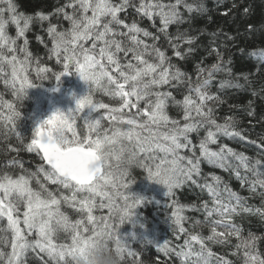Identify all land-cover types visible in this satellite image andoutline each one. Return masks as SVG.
<instances>
[{"label":"snow or ice","instance_id":"6c2138e0","mask_svg":"<svg viewBox=\"0 0 264 264\" xmlns=\"http://www.w3.org/2000/svg\"><path fill=\"white\" fill-rule=\"evenodd\" d=\"M129 7L142 18H159V32L167 39L173 56L184 60L194 51L191 48L194 37L179 28L171 36L168 29L186 22L181 7L191 14L203 11L202 3L139 0L137 5L133 0H66L54 13L32 16L19 13L14 0H0V79L11 88L15 98L9 101L0 95V122L5 126L11 124L14 130L15 120L21 116L15 101H21L25 93L42 85L43 81L54 78L59 84L63 77L75 74L88 85L85 95L73 97L74 109L54 111L37 124L30 143L24 144L27 152H35L42 161L36 171L25 168L17 159L9 160L6 168L19 167L18 174L0 171V220L7 221L6 226L0 228V243L9 244L7 234L11 233V251L0 250L3 264H23L22 258L30 249L46 254L52 264H71L73 254L82 253L100 237H107V246L109 241H114L121 260L125 252L136 256L137 253L128 247L129 243L118 234V220L122 222L142 204L141 198H130L128 191L119 190L130 187L127 170L121 168L125 160L139 159V166L147 173L146 178L163 185L167 189L166 196H172L174 189L184 183H197L194 177L201 173L202 159L217 162L216 166L227 170L232 168L228 159L232 157L239 162L237 168L232 169L237 179L247 184L250 192L258 189L264 192V159H252L226 145H221L218 151L209 147V144H217L221 135L246 139L236 129L234 117H225L223 122H218L214 109L208 104L220 100L210 88L216 73L231 75V69L227 67L231 61L226 62L218 50L212 49L217 61L208 67L198 64L193 82L191 76L174 64L158 45L159 36L141 27L138 20L129 23L122 17ZM52 15L62 16L68 26L52 23ZM45 22H48L45 30L51 41L48 58H55L56 64L61 66L60 71L43 66L28 49L29 40L25 36L30 26L33 23L43 26ZM9 23L16 27L15 37L8 34ZM21 39L23 43L18 44ZM182 44L189 47L181 51ZM250 55L264 66V49ZM30 69L35 73V81L30 76ZM244 79L247 81L248 77ZM166 86L178 91L185 88L187 92L180 100L171 90H165ZM231 86L234 85L230 81L220 83L221 89ZM97 92L118 103L97 100ZM169 107L176 108L181 113L180 118L171 117ZM253 114V111L248 112L250 116ZM78 121H82V130ZM201 130L206 134L199 140L197 155L190 134H198ZM15 134L23 143L21 134L18 131ZM248 142L257 145L264 155V144H258L256 140ZM182 150H188L191 155H182ZM12 151L19 150L13 148ZM240 168L251 174L250 177L241 176ZM213 180L216 186L204 185L213 206L209 208L205 203L202 207L206 212L205 223L213 215L219 219L211 220L207 237L188 234L175 254L182 264H189V261L191 264H211L215 253L205 241L223 244L228 238L235 237L237 252H243V264H264V253L257 246L261 237L251 232L244 236L242 228L232 219L240 211H255L264 217V209L253 210L245 198L227 185L223 188L227 193L225 199L219 187L220 177H213ZM33 181L37 185L35 188ZM49 185L56 187L52 189ZM118 201H123V207ZM62 204L79 213V218L73 220L62 210ZM98 209H107L108 214L97 216ZM183 210L184 206H179L172 213V223L178 233L187 232L184 226L187 217L182 215ZM59 233L66 234L67 240L60 241ZM33 234L35 239L30 240ZM194 244L200 246L198 251ZM157 248L165 254L174 251L167 241ZM215 258L217 264H231L224 257Z\"/></svg>","mask_w":264,"mask_h":264},{"label":"trees","instance_id":"16d2710c","mask_svg":"<svg viewBox=\"0 0 264 264\" xmlns=\"http://www.w3.org/2000/svg\"><path fill=\"white\" fill-rule=\"evenodd\" d=\"M133 2L138 5L139 0H133ZM166 2H174V0H166ZM188 2L202 3L204 10L189 14L181 7L180 10L186 22L180 25H171L168 29L171 36H174L179 28L181 32L195 38V42L191 45L194 51L188 54L184 60L172 55V49L168 46L167 39L159 32L161 24L158 17L153 20L146 17L142 18L132 7H129L126 13L121 15L126 17L129 23L133 19L138 20L141 27H145L153 35L159 36L158 45L172 58L174 64L191 76L193 82L196 80V66L198 64L202 67H208L217 61L216 53L212 49L218 50L226 62L231 61L230 64H227V67L231 69V75L224 72L216 73L210 88V92L218 95L220 100L218 102L209 101L208 104L214 109L218 122H223L225 117H234L236 129L241 131L246 139L240 140L238 137L228 138L221 135L218 136L217 144H209V147L218 151L221 145H226L236 152H243L252 159H264V155H261L262 150L257 145L248 142L249 140H256L258 144H264V139H261L264 137V66L259 65L257 58L250 55L258 49H264V0H188ZM14 3L19 13L35 16L37 13H54L56 8L66 3V0H14ZM51 22L62 23L64 27L68 26L67 21H64L62 16L52 15ZM47 26L48 22H45L43 26L40 23H33L30 26V30L25 36L29 40L28 49L34 57L40 59L43 66L50 67L53 71H60L61 66L56 64L55 58H48L51 41L45 30ZM7 31L9 35L16 36L15 25L9 23ZM148 42L151 43L152 41L149 40ZM22 43L23 39L18 41V44ZM188 47V45L182 44L181 51H185ZM258 68L260 70H257ZM30 76L34 81L36 80L35 73L31 69ZM49 76H51L50 73ZM245 76L248 77L247 81L244 79ZM222 81H230L234 86L221 89L220 83ZM36 82L41 83V81ZM57 85L54 78L42 82V86H47L49 89ZM81 90L85 95L88 86L83 84ZM165 90H171L173 95L180 100L183 99V94L187 92L185 88L178 91L176 88L168 89L167 86ZM0 95H3L6 100H15L11 88L5 85L3 79H0ZM95 98L110 104L118 103V101L110 100L99 92L95 93ZM15 103L21 112V116L15 120V129H12L11 124L5 126L3 122H0V171L7 170L18 174L21 171L19 167L6 168L7 162L12 159H17L23 163L25 168L36 171L42 163L40 157L35 152L30 153L24 149V144L30 143L34 132V126L29 119L33 107V98L28 91V98L23 103L21 101H15ZM168 111L171 117L180 118L181 116L176 108L169 107ZM249 111H253L254 114L248 115ZM78 124L82 130V121H78ZM17 131L21 134L23 143L16 136ZM205 134L204 130L198 134H190L193 145L196 146L197 155H199V140ZM13 148L19 151H12ZM181 154L191 155L188 150H182ZM228 159L232 168L227 170L216 166L217 162L209 163L202 159L200 163L201 173L194 177L197 183L193 184L191 181L184 183L181 187L174 189L172 196H166L167 189L163 185L146 178L147 173L139 166V159H133L130 162L125 160L121 164V168L127 170L126 179L130 187L128 190L124 188L119 190L121 192L128 191L133 198H141L142 204L135 209L133 220L123 224L118 229L120 237L129 243L128 247L132 251L137 253L136 256H129L125 252L121 264H182L181 258L175 253L180 251V246L184 244L188 234L198 233L207 237L210 234L211 220L219 219L218 216L213 215L209 218V222L205 223L206 212L202 207L205 203L208 204L209 208L213 206L208 190L204 187L205 184L216 186L213 177H220L219 187L225 199L227 193L223 192V188L227 185L232 191L245 198L247 205L253 210L256 208L264 209V192L259 189L257 192H250L249 186L237 179L236 173L232 170L237 168L239 162L232 157ZM239 171L241 176L249 175L250 177L251 175L245 173L243 168H240ZM32 186L37 187L35 181H33ZM49 187L55 189L56 186L49 185ZM118 203L123 207V201H118ZM179 206H184L182 215L187 217L184 221L186 233H178L176 226L172 223V213ZM62 210L73 220L79 218V213L73 209L69 208V212H67L66 205L62 204ZM95 214L101 216L107 215L108 212L107 209H98ZM232 219L235 224L242 228L244 236L251 232L261 237L257 246L258 250L264 253V217L255 211L253 213L240 211ZM196 221H201V223L197 224ZM6 224V220H0V228L5 227ZM7 236L9 244L0 243V250L9 251L11 233H8ZM58 239L62 242L66 241L67 235L59 233ZM165 241L168 242L169 248L174 251L165 254L158 250L157 245L163 244ZM205 243L215 253L211 259V264H217L215 257H224L231 264H243V252H237L235 237L228 238V241L223 244L207 240ZM108 247L115 251L114 241H109ZM193 247L197 251L200 248L198 244H194ZM29 252L22 258L23 264H52L46 254L40 253L38 249ZM234 252L237 254L233 255ZM0 264L3 262L0 261Z\"/></svg>","mask_w":264,"mask_h":264},{"label":"rangeland","instance_id":"374dc122","mask_svg":"<svg viewBox=\"0 0 264 264\" xmlns=\"http://www.w3.org/2000/svg\"><path fill=\"white\" fill-rule=\"evenodd\" d=\"M59 84H62V86L49 89L47 86L40 85L29 90L30 96L33 98V107L31 114H29V119L34 129L39 122L47 119L56 108L64 112H67L69 109H74L75 100L73 97L79 98L84 95L81 88L85 83L77 75L71 74L65 76ZM146 189L150 191L148 187ZM67 212H69L68 206ZM29 239H35V234L29 237Z\"/></svg>","mask_w":264,"mask_h":264},{"label":"clouds","instance_id":"9594fccd","mask_svg":"<svg viewBox=\"0 0 264 264\" xmlns=\"http://www.w3.org/2000/svg\"><path fill=\"white\" fill-rule=\"evenodd\" d=\"M87 85V84H86ZM88 86V85H87ZM28 98V92L21 98V103ZM54 111H62L56 108ZM58 131V130H57ZM129 197L133 198L129 193ZM137 198V197H136ZM135 199V198H133ZM135 212L125 217L122 222L118 220V229L125 223L133 220ZM107 237H100L91 242L82 253L72 255L71 264H121V253L111 250L105 243Z\"/></svg>","mask_w":264,"mask_h":264},{"label":"bare ground","instance_id":"6f19581e","mask_svg":"<svg viewBox=\"0 0 264 264\" xmlns=\"http://www.w3.org/2000/svg\"><path fill=\"white\" fill-rule=\"evenodd\" d=\"M2 251H4L5 253H8V252H10L11 251V248L9 247V251H6V250H2ZM29 251H31V249L30 250H28L27 251V253H30ZM39 251V250H38ZM41 253V252H40ZM42 254H44V253H42Z\"/></svg>","mask_w":264,"mask_h":264}]
</instances>
